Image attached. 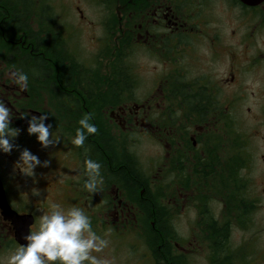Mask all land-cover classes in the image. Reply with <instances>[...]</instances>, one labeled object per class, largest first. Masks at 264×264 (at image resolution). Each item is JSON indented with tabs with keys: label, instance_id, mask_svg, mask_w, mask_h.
<instances>
[{
	"label": "flooded vegetation",
	"instance_id": "obj_1",
	"mask_svg": "<svg viewBox=\"0 0 264 264\" xmlns=\"http://www.w3.org/2000/svg\"><path fill=\"white\" fill-rule=\"evenodd\" d=\"M101 1L99 6L104 15L98 21L99 33L94 30L95 21L79 7L75 8L78 28L104 38L94 66L86 67L70 45L75 30L60 27L54 13L48 15V0H0V102L10 110L9 126L20 132L16 148L22 145L29 118L44 115L49 131L63 138V147L58 156H51L49 164L57 179L48 184V189L52 195L56 193L59 201L50 202L68 209H111L115 220L120 217L124 221L131 211L142 209L138 212L142 218L140 225L150 224L155 233L154 214L164 212V206L147 207L150 192L147 176L141 168L139 173H132L126 157L127 144L119 143L123 156L121 153L122 158H117L118 144L110 138L111 132L118 129L124 135L138 131L155 139L162 150L157 176L163 180L171 178L172 185L167 191L174 198L173 212L183 213L186 204L193 211L190 241L179 242L174 231L173 252L188 264L187 246L195 252L203 247L207 264H212L213 244L218 242H213L212 237L218 229L227 230L226 221L221 205L216 203L219 209H213L209 202L197 199L217 196L218 183L227 179L228 120L241 113L250 115L264 128V52L251 41L255 29L260 27L259 16L235 15L231 22H251L254 28L247 36L235 35L237 32L231 29V39L236 44H230L227 35L207 28L208 20L201 14L207 6L206 0ZM229 1L243 12L260 8H245L237 0ZM200 25L207 29L200 30ZM6 37L10 39L5 40ZM53 37L62 40V60L49 66L48 62H37L40 54L53 50ZM121 42L122 46H118ZM108 48L111 49L109 60L105 59L101 74L100 62L104 57L101 53ZM118 49L125 56L124 77L112 71ZM136 58L158 63L153 67L152 82L146 90L140 89V77L135 78ZM12 72L28 76L25 89L14 82ZM248 80L251 85L246 84ZM113 100L121 102L100 109L101 101ZM84 115L90 117L89 122L97 131L86 134L88 143L76 147L71 137ZM234 126V133L240 136L237 151L243 157V165L238 169L246 185L243 193L254 202L249 224L258 213L264 225V135L258 129L252 134L242 133L235 121ZM252 139L257 140L256 147ZM86 159L101 165L102 182L94 193L83 188L87 179ZM9 161V166H13ZM13 179L17 181L16 176ZM0 182L10 208L24 214L10 204L7 192L10 184L7 186L5 181L3 185L1 179ZM137 187L140 189L136 190ZM180 198H185L181 205ZM147 217L149 220H144ZM5 231L15 245L10 223L0 215V254L7 243ZM223 250L227 251L226 243Z\"/></svg>",
	"mask_w": 264,
	"mask_h": 264
},
{
	"label": "rangeland",
	"instance_id": "obj_2",
	"mask_svg": "<svg viewBox=\"0 0 264 264\" xmlns=\"http://www.w3.org/2000/svg\"><path fill=\"white\" fill-rule=\"evenodd\" d=\"M100 1L101 0H48L50 8L53 10L58 20L59 26L66 27L68 30L78 31V33L72 31L73 34L71 36L73 38H70V45L72 49L78 53L80 61L86 67L94 66L95 58L98 55V50L103 45L104 38L92 35L84 29L78 28L76 25L78 13L75 8L79 7L84 15L95 21L94 30L96 33H99L100 27L98 21L101 19L100 17L104 15L102 7L99 6ZM206 1L207 2L204 4L207 6L201 14L204 15L202 16L203 18L206 17L208 20L207 28L217 30L227 35L230 44H236L235 40L231 39L233 35L230 32L231 29H235L237 32L235 35L247 36L254 28V23L251 22H231L235 18V15L239 13H244L242 14L244 16L249 14L253 15V13L255 15L257 14L260 19V22H258L260 27L255 29V35H253L254 38H251V41H254V46L261 48L260 51L264 52V5L259 6L260 8L255 12H249L247 10L243 12L232 6L229 0ZM123 12L124 11L121 13ZM198 28L200 30L207 29L205 27L203 28L201 25ZM246 40L248 41L247 38ZM197 45L200 46L202 44ZM108 57V54L105 55L102 58L103 61L100 62L101 74L104 71L103 64L105 59ZM134 65L135 78L139 79L140 77L142 83L140 89H148L152 82L153 67H157L158 63L153 59L136 58ZM246 84L251 85L252 83L248 80ZM234 121L237 129L242 133L252 134L253 131L258 129L259 132L264 135V128L259 127L260 124L256 122V119L250 117V115L247 116L239 113L234 118ZM19 134L20 132L18 131L17 136L10 141L13 144V148L10 152H0V179L3 185L5 181L7 186L10 184L7 192L11 197L9 199L11 206L21 213H28L34 216L35 223L31 230H35L39 216L49 211L48 204L50 200L54 199L59 201V198L56 197V193L54 192L52 195L50 193L51 190L48 189V184L50 182L53 183L54 180L57 179V176H55L54 179L49 164L51 156H58L57 153H59L63 147V138L59 136L60 140L55 144L42 148L36 141L35 134L29 135L25 133L22 145H20V148H16L15 142H17ZM55 134L58 135L57 133ZM56 135L53 134V137ZM111 137L117 140L116 143L118 147L121 142L127 144L126 150L128 149L138 159L143 174L148 178L150 194L152 196H157V200H155L156 205L164 206V213L168 214L167 217L169 221L173 223L172 226H174L173 229L178 234L180 239L179 242L185 243L190 241L191 234H193V211L191 210V206L186 204L184 205L185 209L183 213L180 212L179 214H175L173 212L172 209H176L172 203L174 198L172 194L169 195L167 191L172 185L170 181L171 178L163 180L157 176L158 169L162 164V150L157 141L148 138L138 131L136 133L128 132L124 135L118 129L111 132ZM251 142L254 143L256 147L257 140L252 139ZM24 149L36 155L42 163L47 161V166L41 167L38 165L33 170V175L31 177L24 175L17 165L20 152ZM10 159L14 164L13 166H11V164L9 166ZM70 164L74 165V162ZM8 174L10 175L9 177L6 176ZM2 176H4L5 181ZM15 176L17 181L13 179ZM9 180L11 182H9ZM55 183H57V181ZM162 186L165 187V189L162 188ZM34 191L38 194H33ZM183 199L185 198L179 199V205L183 203ZM209 205L210 208L219 209L216 203L209 202L208 206ZM64 209L67 210L68 208ZM83 210L90 217L93 231H95L98 236L109 241L108 246L100 253H95V255L110 259L111 264H153L150 252H148L145 241L143 240V235L148 232V224L140 225L142 218L136 209L131 211L132 214L130 213L127 221L122 220L120 217L115 220V215H113V210L111 209ZM263 227L264 225L259 220V214L255 213L246 229L239 230L234 228L231 231L229 247L232 251V255L236 257L233 264H264ZM4 239H6L7 242L9 241V237H5ZM15 246L16 245H10L9 248H4L2 250L0 254V264H6L7 257L17 248ZM188 247L191 248V251ZM202 248L203 247L198 248L195 252L193 247L187 246L185 256L187 257L188 264H207L206 254Z\"/></svg>",
	"mask_w": 264,
	"mask_h": 264
},
{
	"label": "clouds",
	"instance_id": "obj_3",
	"mask_svg": "<svg viewBox=\"0 0 264 264\" xmlns=\"http://www.w3.org/2000/svg\"><path fill=\"white\" fill-rule=\"evenodd\" d=\"M14 82L25 89L28 85V76L23 72H12ZM46 117L32 116L29 118L27 133L35 134L36 141L42 148L55 144L60 140L59 135L53 137L46 125ZM90 117L84 115L75 129L71 143L80 147L84 144L87 135L96 133V126L89 122ZM10 110L0 102V152L8 153L12 150V138L18 131L9 126ZM19 170L31 177L33 170L39 165L47 166V161L41 162L29 150L20 152L17 163ZM84 168L87 179L83 188L88 192H95L102 182L101 165L93 160L86 159ZM33 194H38L34 191ZM49 211L39 216L35 230H30L24 237L26 244L19 245L8 257L6 264H111V260L95 255L100 253L109 244V241L98 236L93 231L90 217L80 207H71L65 210L59 203L49 202Z\"/></svg>",
	"mask_w": 264,
	"mask_h": 264
},
{
	"label": "trees",
	"instance_id": "obj_4",
	"mask_svg": "<svg viewBox=\"0 0 264 264\" xmlns=\"http://www.w3.org/2000/svg\"><path fill=\"white\" fill-rule=\"evenodd\" d=\"M14 3H17L15 1ZM30 3V2H29ZM15 5V4H14ZM13 5V7H14ZM246 8V7H245ZM48 15H53V10H51L50 5H48ZM9 37H6L5 40H9ZM53 50L48 51L39 56L37 58V62H59L61 61V46H62V40L60 37H53L52 44H51ZM118 46H122V42L118 43ZM111 49H105L102 50V55H109L110 56ZM124 52L120 49L117 50L116 57L113 60L115 65L112 64V71L114 75L121 77L125 76V66H124ZM109 60V57L107 58V61ZM54 72L55 70L52 69ZM53 72V74H54ZM121 101H105L100 102L101 106L100 109H103L105 105L110 104L111 106H117L120 104ZM84 108V107H83ZM84 110H86L84 108ZM93 110V108L91 109ZM228 128H229V139H228V155L225 157V161H227V179L225 181L219 182V187L217 188V196L211 197V198H203V199H197V200H203L206 202H212L217 203L222 206L223 209V215L226 221L227 230L224 229H218L216 234L212 237V241H218L217 244H213V261L212 264H233V261L236 259L234 255H232V251L229 247V239H230V233L232 228L238 227L240 229H246L250 217L253 213L254 208V202L250 200V198L243 193L245 181L240 176V171L238 170L243 165V157L238 153L239 141L240 136L234 133V120L230 118L228 120ZM105 135L109 136L108 133ZM221 138L218 139V142L220 143ZM113 142H117L114 138H110ZM89 139L86 138L85 144H87ZM216 142V139L213 140V143ZM120 153V148L117 147V158L120 159L122 157ZM123 156V153H122ZM131 165V171L134 174H137L140 172V165L138 159L128 150V156H126ZM133 160H131L130 158ZM125 158V157H124ZM216 182L214 181V184ZM213 184V185H214ZM217 184V183H216ZM246 187V185H245ZM140 187H137L136 190H139ZM148 193V202L147 207L149 206H157L155 203V200H157V196H152ZM160 196V195H159ZM138 212L142 211V209H136ZM167 213L164 212L160 214H154L155 216V226L157 230L154 232L151 231V226L148 224V232L143 235V240L145 241L146 248L148 252H150V256L154 260V264H187L186 261L181 257L175 255L172 251L171 243L175 240L174 236V229L172 226V223L169 221V218L167 217ZM148 219L144 220H149ZM7 238V231H5ZM227 236V240L225 241ZM225 243L227 244V251H224L223 248H225ZM12 245L11 241H8L5 245V248H9V246ZM158 246L160 248L158 249ZM224 251V252H223ZM225 256L223 258H220V256ZM220 258V259H219Z\"/></svg>",
	"mask_w": 264,
	"mask_h": 264
},
{
	"label": "water",
	"instance_id": "obj_5",
	"mask_svg": "<svg viewBox=\"0 0 264 264\" xmlns=\"http://www.w3.org/2000/svg\"><path fill=\"white\" fill-rule=\"evenodd\" d=\"M242 5L253 8L259 6L264 0H238ZM0 215L2 219L8 223L13 231V238L18 245H25V236L29 234L30 227L34 223V218L31 215H20L10 208L8 205L2 184L0 182Z\"/></svg>",
	"mask_w": 264,
	"mask_h": 264
}]
</instances>
